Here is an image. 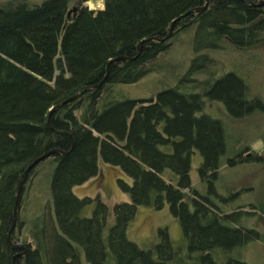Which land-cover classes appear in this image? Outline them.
Masks as SVG:
<instances>
[{
	"label": "trees",
	"instance_id": "16d2710c",
	"mask_svg": "<svg viewBox=\"0 0 264 264\" xmlns=\"http://www.w3.org/2000/svg\"><path fill=\"white\" fill-rule=\"evenodd\" d=\"M248 1L207 0L203 10L174 22L172 32L194 25V56L183 78L205 68L201 51L217 47L221 39L245 46L264 32V2ZM70 2L0 5V264H248L239 251L258 238L240 221L249 211L227 212L208 197L223 200L213 185L223 155L232 153L226 158L230 165L244 159L222 122L204 112L201 99L220 101L231 118L245 117L257 100L248 98L243 81L228 72L200 83V92L169 87L144 103L122 97L114 86L103 88L139 79L146 63L163 52L170 37L157 40L170 22L204 0H102L100 9L79 5L68 16ZM104 75L97 88L48 115L50 107ZM53 148L68 152L48 156L25 177L27 193L40 190L43 196L30 203L25 213L30 241H21L24 253L12 258L21 251L14 245V228L8 234L20 175L32 159ZM194 152L209 193L193 189L187 199L183 190L190 189ZM98 159L130 178L129 184L117 179L129 201L112 205L110 224L102 201L72 191L96 172ZM164 203L180 225L181 244L174 246L159 229L155 244L138 247L125 231L136 205L159 209Z\"/></svg>",
	"mask_w": 264,
	"mask_h": 264
},
{
	"label": "rangeland",
	"instance_id": "374dc122",
	"mask_svg": "<svg viewBox=\"0 0 264 264\" xmlns=\"http://www.w3.org/2000/svg\"><path fill=\"white\" fill-rule=\"evenodd\" d=\"M11 0H0V5ZM30 4L39 3L41 0H26ZM86 6L96 10L102 8V0H71L69 7ZM67 11V15L73 11ZM194 25L184 30H176L169 35L163 52L152 61L146 63V72L132 83H118V85L104 86L111 89L114 86L115 93L122 97L145 100L154 98L156 92L169 87L190 88L200 92L196 86L200 83H208L212 78L223 76L233 72L243 81L248 98H254L255 109L250 114L239 119L229 117L224 111L220 101L201 98L203 110L209 116L218 118L226 132L231 146L239 156H246L243 164H227L226 158L232 153L226 152L224 159L219 162L214 182L215 192L222 195L223 200L208 196L215 204L223 206L225 211L231 212L239 209L249 211L240 218L242 226L257 231L258 238L245 243L241 248L242 258L248 264H264V32L257 34L254 40L245 46H238L223 38L217 47L207 48L201 52L205 54V68L189 74L183 78L186 69L194 56L192 51ZM203 85V84H202ZM194 88V89H193ZM94 133V132H93ZM235 153V152H233ZM256 157V158H255ZM255 158V159H254ZM252 159H254L252 161ZM201 161L200 155L194 152L190 160V189H184L187 199L191 197L193 189L209 193L207 185L201 181L197 172V166ZM251 162V163H250ZM34 172V170H33ZM32 172V173H33ZM120 178L126 184L130 183L127 177L117 166L103 163L98 159L96 172L72 187V191L79 198H88L102 201L107 207V221L110 224V210L114 203L129 201L127 193L119 186L117 179ZM19 198L21 203V221L18 228L17 221L14 224V234L17 242L30 241L26 234L27 216L26 211L31 208L34 199L43 196L40 190H34L30 195L24 188ZM38 189L40 186L38 184ZM42 203L44 201H41ZM31 203V204H30ZM47 206L46 202L43 204ZM242 205V206H239ZM92 204L86 206V214L91 212ZM19 212V211H18ZM34 213V211H32ZM164 229L174 246L182 242V235L178 221L171 216L168 206L164 203L159 209L151 205H136L131 219L126 226V235L140 248H148L158 241V230ZM18 234V235H17ZM176 246V247H177Z\"/></svg>",
	"mask_w": 264,
	"mask_h": 264
},
{
	"label": "water",
	"instance_id": "95a60500",
	"mask_svg": "<svg viewBox=\"0 0 264 264\" xmlns=\"http://www.w3.org/2000/svg\"><path fill=\"white\" fill-rule=\"evenodd\" d=\"M248 3H250V1L248 0H244ZM264 0H260L258 1L256 4H261L263 3ZM206 4H207V0H204V3L201 5V6H198V7H194V8H191V9H188L186 10L185 12H183L182 14L178 15L175 19H173L169 26L167 27V30H166V34L164 35V37L160 38V39H156V38H152V39H156L157 41H161L163 39H166L169 37V35L171 34L172 32V27H173V24L175 21L179 20L181 17L185 16L188 12H198V11H201L203 10L205 7H206ZM251 4V3H250ZM74 7H72L70 9V11H74ZM145 40V39H143ZM143 40H141L137 46H136V51H135V55L138 54L139 50H140V46H141V43L143 42ZM105 80V75L100 79V81L96 84H92V85H87V86H84L82 87L81 91H77L76 93H74L73 95L65 98L64 100L60 101L58 104H55L54 106L50 107L49 111H48V115L50 114L51 111H53L54 109L62 106L63 104L69 102V101H72L74 100V98H76L81 92H85L91 88H97L100 84L103 83V81ZM73 146V139L70 138V147H69V150L72 148ZM68 151H61L59 149H49V150H46L45 152H43L41 155L35 157L34 159H32L26 166L25 168L23 169L21 175H20V178H19V181H18V184H17V190H16V195H15V200H14V205H13V209H12V216H11V221H10V225H9V229H8V234L10 233V231L13 229L14 227V224H15V220H16V211H17V207H18V204H19V198H20V194H21V191H22V187H23V184H24V180H25V177L26 175L29 173V171L40 161L44 160L45 158H47L48 156L54 154V153H60V154H66ZM13 241L15 242V246L19 247L21 249V251L19 253H16L15 255H13L12 258H14V256H18V255H21L24 253V246L23 244L17 242L15 239H13ZM13 264V262H12Z\"/></svg>",
	"mask_w": 264,
	"mask_h": 264
},
{
	"label": "flooded vegetation",
	"instance_id": "af4514ba",
	"mask_svg": "<svg viewBox=\"0 0 264 264\" xmlns=\"http://www.w3.org/2000/svg\"><path fill=\"white\" fill-rule=\"evenodd\" d=\"M259 1V0H258ZM246 156H248V155H245V157L244 156H239V154H238V157H240V158H243V159H246Z\"/></svg>",
	"mask_w": 264,
	"mask_h": 264
}]
</instances>
